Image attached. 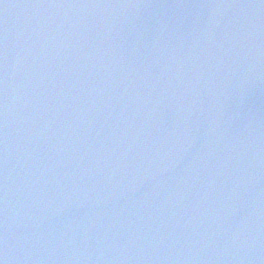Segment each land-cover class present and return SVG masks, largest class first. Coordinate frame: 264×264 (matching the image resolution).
Returning <instances> with one entry per match:
<instances>
[{"label": "water", "instance_id": "95a60500", "mask_svg": "<svg viewBox=\"0 0 264 264\" xmlns=\"http://www.w3.org/2000/svg\"><path fill=\"white\" fill-rule=\"evenodd\" d=\"M3 264H264V0H0Z\"/></svg>", "mask_w": 264, "mask_h": 264}, {"label": "snow or ice", "instance_id": "6c2138e0", "mask_svg": "<svg viewBox=\"0 0 264 264\" xmlns=\"http://www.w3.org/2000/svg\"><path fill=\"white\" fill-rule=\"evenodd\" d=\"M0 264H3V261H0Z\"/></svg>", "mask_w": 264, "mask_h": 264}]
</instances>
